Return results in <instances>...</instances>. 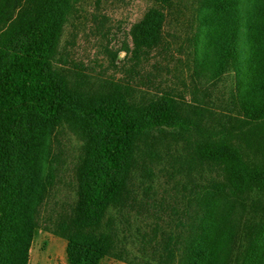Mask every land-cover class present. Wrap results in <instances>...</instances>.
<instances>
[{
	"label": "rangeland",
	"instance_id": "rangeland-1",
	"mask_svg": "<svg viewBox=\"0 0 264 264\" xmlns=\"http://www.w3.org/2000/svg\"><path fill=\"white\" fill-rule=\"evenodd\" d=\"M236 1L234 11H222L213 0H66L57 7L52 68L84 104L125 98L147 107L169 96L181 116L198 120L208 140L231 136L243 144L249 103L262 96L264 14L258 5L264 8V0ZM42 4L0 0V41ZM153 7L159 15L142 28ZM228 21L231 31L238 23L251 26L240 25L235 57L216 72L214 42ZM33 122L15 172L27 195L21 198L36 204L27 264H69L68 241L55 229L71 227L79 216L86 171L103 165L99 139L82 121L36 116ZM199 134L167 125L134 141L120 201L108 216L113 240L99 264H189L194 238L204 239L199 247L211 263L227 256L225 233L239 204L230 187L216 186L225 165L205 161L194 149ZM257 235L264 238V228ZM263 261L264 241L251 264Z\"/></svg>",
	"mask_w": 264,
	"mask_h": 264
},
{
	"label": "trees",
	"instance_id": "trees-1",
	"mask_svg": "<svg viewBox=\"0 0 264 264\" xmlns=\"http://www.w3.org/2000/svg\"><path fill=\"white\" fill-rule=\"evenodd\" d=\"M63 2L66 0H43L37 14L21 17L22 21L17 26L14 24L13 34L0 41V264L28 262L36 226V204L29 195L28 199L21 198L27 195L21 189L22 175L15 176V172L36 116L56 123L70 119L82 121L99 139L101 171L90 165L91 171H86V197L77 220L69 228L59 224L55 229L68 241L69 264H99L113 240L108 216L111 207L120 201L134 141L167 125L184 133H200L199 137L194 136V149L205 161L225 165L222 182L218 181L216 186L230 187L236 195L239 215L225 233L228 253L216 264H251L253 254L264 241L257 235L264 228V197L259 195L264 192V81L258 83L262 96L249 103V120L243 119L248 123L247 131H242L243 144H235L231 136L208 140L198 120L181 116L169 96L163 104L147 107L136 106L125 98L97 105L84 104L70 90L68 80L51 65L59 26L57 7ZM51 3L56 6L51 7ZM236 4V0L210 3L222 11H234ZM258 10L264 14L260 4ZM159 11L157 7L151 8L142 28L151 27ZM229 25L228 21L227 29L224 32L223 27L214 42L219 64L216 72L225 70L228 59L235 57L236 33L241 24L235 25L232 31ZM209 216L202 219L204 230ZM203 241V238L191 241L189 264H213L199 247Z\"/></svg>",
	"mask_w": 264,
	"mask_h": 264
}]
</instances>
